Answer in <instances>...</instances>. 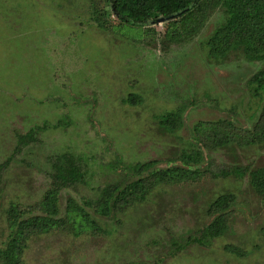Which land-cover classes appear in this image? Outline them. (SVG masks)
Returning <instances> with one entry per match:
<instances>
[{
    "label": "rangeland",
    "instance_id": "obj_1",
    "mask_svg": "<svg viewBox=\"0 0 264 264\" xmlns=\"http://www.w3.org/2000/svg\"><path fill=\"white\" fill-rule=\"evenodd\" d=\"M94 4L102 6L99 0H0L2 243L11 232V204L39 206L60 154L83 156L91 170L86 182L60 191L64 217L70 199L82 204L109 183H125L126 166L150 160L164 166L191 152L199 122L230 119L247 131L264 107V90L256 93L251 82L264 58L242 48L220 59L208 55L206 40L226 18L221 7L197 34L173 41L166 20L141 27L110 14L103 27ZM130 94L139 100L131 102ZM171 111L183 117L173 131L160 124ZM31 128L34 138L17 151ZM202 149L195 176L158 185L109 217L90 209L93 227L35 235L23 264H264V196L247 176L221 174L236 164L264 166V141ZM230 193L235 200L225 232L197 242L218 215L209 212L211 203Z\"/></svg>",
    "mask_w": 264,
    "mask_h": 264
},
{
    "label": "trees",
    "instance_id": "obj_2",
    "mask_svg": "<svg viewBox=\"0 0 264 264\" xmlns=\"http://www.w3.org/2000/svg\"><path fill=\"white\" fill-rule=\"evenodd\" d=\"M99 1L102 6H96L95 3L93 7L97 21L103 27L108 26L105 22L110 14L115 15L123 24L141 27L162 19L168 22L165 35L173 41L183 36L197 34L210 13L221 7L226 18L206 40L209 57L224 58L233 50L242 48L251 57L264 58V0ZM251 82L256 93L263 91L264 69L257 72ZM137 98L135 94L129 95L131 102H137ZM66 122L65 118L60 119L56 125L61 126ZM182 123V114L176 111L163 114L160 120L162 127L170 131L178 129ZM235 124L230 119L199 122L194 127L196 145L193 147H196L191 152L184 151L177 159L166 160L164 166H159V161L156 160L126 166L125 183L118 184L115 181L109 183L102 188L96 198H84L82 204L70 199L64 217L60 216V191L67 186L86 182L91 170L83 156L71 153L60 154L52 162L54 182L37 202L39 206L24 208L13 203L8 209L7 219L11 232L7 240L3 241L5 243L0 242V264H23V256L29 240L40 233L53 229H70L79 232L84 227H93L96 221L90 209L98 215L109 217L113 213L124 212L144 201L158 185L174 184L195 176L199 173V168L195 165L203 158L204 146L211 149L228 146L245 147L264 141V107L251 130H242ZM33 138V128L21 134L17 141V151H21ZM221 174L247 176L252 189L264 196V166L236 164L228 170L221 171ZM234 200V194H222L211 203L209 212L218 215L200 232L202 237L195 238L197 242L202 243L204 238L211 239L225 232L228 222L226 211ZM227 248L241 254L238 248L230 246Z\"/></svg>",
    "mask_w": 264,
    "mask_h": 264
},
{
    "label": "water",
    "instance_id": "obj_3",
    "mask_svg": "<svg viewBox=\"0 0 264 264\" xmlns=\"http://www.w3.org/2000/svg\"><path fill=\"white\" fill-rule=\"evenodd\" d=\"M162 20V19H161Z\"/></svg>",
    "mask_w": 264,
    "mask_h": 264
}]
</instances>
